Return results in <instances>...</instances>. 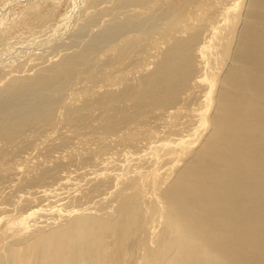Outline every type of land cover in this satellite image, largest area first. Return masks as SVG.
Returning a JSON list of instances; mask_svg holds the SVG:
<instances>
[{"label": "bare ground", "instance_id": "obj_1", "mask_svg": "<svg viewBox=\"0 0 264 264\" xmlns=\"http://www.w3.org/2000/svg\"><path fill=\"white\" fill-rule=\"evenodd\" d=\"M0 4V264H264V0Z\"/></svg>", "mask_w": 264, "mask_h": 264}, {"label": "rangeland", "instance_id": "obj_2", "mask_svg": "<svg viewBox=\"0 0 264 264\" xmlns=\"http://www.w3.org/2000/svg\"><path fill=\"white\" fill-rule=\"evenodd\" d=\"M20 4H22V2H21V3H19V4H16V5H15V8H17V9H18V8H19V6H21ZM0 5H1V4H0ZM38 30H39V28H38ZM16 63H17V62H16ZM6 68H7V70L11 69L10 67H6Z\"/></svg>", "mask_w": 264, "mask_h": 264}]
</instances>
